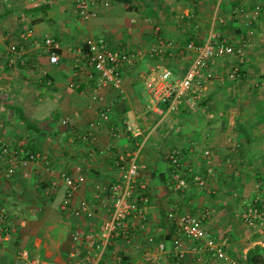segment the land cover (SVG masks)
<instances>
[{"label":"crops","instance_id":"1","mask_svg":"<svg viewBox=\"0 0 264 264\" xmlns=\"http://www.w3.org/2000/svg\"><path fill=\"white\" fill-rule=\"evenodd\" d=\"M180 1L182 6L168 0L153 8L158 23L154 31L146 22L149 9L144 0H110L109 6H99L88 18L75 12L73 0H0V138L25 152L39 153L11 178L0 173V209L22 222L8 239L0 241V264H14L19 246L39 257L40 264H67L73 256L81 257L86 248L94 249V244L89 246L75 232L87 230L102 217L99 200L117 176L116 159L136 142H142L140 180L150 197L146 226L130 243L109 244L104 261L111 263L121 255L125 263H140L146 237L152 234L156 241L166 243L156 264H195L191 250L181 258L174 254L172 239L179 232L167 217L171 209L202 215L206 230L226 238L229 253L240 263L252 264L247 257L250 249L264 259V0ZM204 1L215 10V17L207 21L208 29L204 19L212 5ZM256 4L259 13L247 23L243 14ZM235 8L242 10L235 12ZM211 27L238 45L246 43L239 74L231 78L232 63L217 61L199 94L189 93L190 98H183L177 109L158 112L156 106L167 109L166 103L152 104L147 81L166 66L172 68V79L182 76L192 52L168 48L159 60L149 53V47L160 39L184 45L188 36L200 43ZM45 33L61 44L56 63L49 61L45 51L41 40ZM98 36H104L111 46L139 47L143 52L121 71L122 91L104 86L100 97L93 98L97 76H90L89 68L78 70L74 60ZM11 43L22 46L26 64H10ZM106 106L110 121L94 128V138L79 136ZM22 115L40 131L27 127ZM126 124L138 134L124 131ZM110 125L120 135L111 134ZM172 147L179 148L191 172L206 177L205 187L190 178L185 189L172 188L167 158ZM205 148L212 152L210 162L202 154ZM4 166L0 156V170ZM61 171L79 179L67 208L61 207L65 184L51 186ZM254 200L262 215L247 222L243 214ZM82 201L94 208L93 218L73 214L72 209Z\"/></svg>","mask_w":264,"mask_h":264},{"label":"built area","instance_id":"2","mask_svg":"<svg viewBox=\"0 0 264 264\" xmlns=\"http://www.w3.org/2000/svg\"><path fill=\"white\" fill-rule=\"evenodd\" d=\"M74 10L81 18H88L95 15L99 6L108 5V0H73ZM220 1V0H218ZM235 12L242 9L235 8ZM260 5L256 4L250 9L249 13H244L247 23L257 16ZM249 17V18H248ZM45 51L48 59L52 63L59 60L58 50L61 47L59 40L54 36L45 33L42 36ZM36 42V40H34ZM246 43L238 45L227 37L222 36L217 30L210 28L205 39L198 43L189 39L182 43H176L169 39H160L149 47V53L162 60L168 48L177 47L180 51L192 52V59L182 76L171 78L172 68L166 66L160 73L153 74L147 81V89L151 96L152 104L156 102H165L166 108L156 110L163 113L164 110L171 111L179 107L183 98H190L189 93L199 94L209 81L215 63L222 61L232 63L228 73L231 78H235L238 73V63L242 61L244 55V46ZM22 46L18 47L16 43L9 46V62L13 64L19 62L26 64L24 56L21 57ZM74 60V66L78 70L89 68L90 76H97L95 86L92 91V97L98 98L99 90L104 86H112L122 91L121 71L132 66L142 55V49L121 48L111 46L104 36H98L88 41L86 49H80ZM173 51L170 50L169 54ZM160 67L159 64L156 68ZM110 121L109 108H102L98 116L89 122L88 130L79 133L83 138H94V128L98 124ZM124 131L138 134V130L132 128L131 124L124 126ZM111 134L120 135L116 126H109ZM129 136V135H128ZM142 147V142H136L133 148L124 153H120L116 159L117 176L108 183V191L99 202L104 211L102 217L94 225L91 223L87 230H76L75 234L80 235L83 241L89 246L94 244V249L86 248L81 257H72L67 264H122L120 256H115L114 261H104V254L107 252L109 244L115 241L125 243L132 242L146 226V203L150 200L146 184L139 178L138 155ZM204 159L210 162L212 152L210 149L203 150ZM0 156L4 159L5 166L0 170L4 178H11L18 168L25 164L27 160L36 158L39 153L25 152L21 147L17 148L10 145L0 138ZM170 163V185L173 189H185L188 187V174L191 179L200 187H205L206 177L197 172H191L178 147H172L167 153ZM50 166L46 164L48 169ZM188 170V174L185 171ZM209 174L211 167L208 168ZM60 182L65 184L64 196L61 200V207L67 208L71 205V200L79 187V179L70 173L61 171L51 180V186L54 188ZM99 198V193L95 195ZM76 217L91 219L94 216V208L87 201H82L80 205L72 209ZM262 211L258 206L249 203L247 211L244 212V220L253 222L254 218L260 217ZM133 217L138 221L133 222ZM167 217L172 219L177 227L178 234L172 239L174 254L181 258L187 250L193 251L195 264H243L239 259L229 253L226 238L215 237L210 234L205 226L203 216L197 212L189 210L171 209L167 212ZM12 217L6 210L0 209V241L8 239L14 227ZM145 248L142 251L141 262L130 261L128 264H156L166 251L164 240L156 241L154 236L146 237ZM152 247H155L152 249ZM41 260L37 256H32L30 251L24 247H17L14 254V264H40ZM246 264V263H245Z\"/></svg>","mask_w":264,"mask_h":264},{"label":"rangeland","instance_id":"3","mask_svg":"<svg viewBox=\"0 0 264 264\" xmlns=\"http://www.w3.org/2000/svg\"><path fill=\"white\" fill-rule=\"evenodd\" d=\"M147 0H144V2L145 3H148L147 4V10L149 9V15L148 16H146V17H148L147 19H146V22L149 24V27H150V30H151V28H153V30L155 31L156 29H155V27L158 25V23H156L157 22V20H156V17L154 16V14L152 13L153 12V8H155V7H162V6H164L163 4H164V2L166 1V2H168V0H148L149 2H146ZM173 1V0H172ZM183 1H185V0H183ZM183 3L184 2H181L180 0H176V2H175V4H177V5H183ZM212 5V3H207V2H205L204 1V5ZM110 5V0H108V5H106V6H109ZM208 6H206V8H208ZM209 9V8H208ZM215 9V8H214ZM214 14H215V10H213V5L211 6V9H209V13H208V15H206V17H205V19L204 20H206L205 22H207L208 20H210L211 19V17L213 18V17H215L214 16ZM178 15H179V13H178ZM157 24V25H156ZM207 24V25H206ZM204 25H205V27L204 28H206V29H208L207 28V26H208V22L207 23H204ZM204 30V32L205 31H207V30ZM153 32V31H152ZM179 37L181 38V40L183 39V36L182 35H179ZM197 106H199V105H197ZM212 159H213V156H212ZM249 203V202H248ZM248 203H247V205H248ZM245 208H246V205H245ZM23 216V215H22ZM12 217V221H13V227H14V229L15 228H17L18 226H19V228H20V224L22 223L21 222V220H20V218L19 217H13V216H11ZM24 217V216H23ZM19 228H18V230H19ZM155 247H153V249H154ZM120 258H122V256L120 255Z\"/></svg>","mask_w":264,"mask_h":264},{"label":"trees","instance_id":"4","mask_svg":"<svg viewBox=\"0 0 264 264\" xmlns=\"http://www.w3.org/2000/svg\"><path fill=\"white\" fill-rule=\"evenodd\" d=\"M187 38L188 39L186 40V42L189 40V38L192 39L190 36H188ZM20 118L27 127L33 128L34 131H40V127L36 126L33 122H30L29 120H27V118L24 115L20 116ZM188 177H189V179L191 178V176H188ZM247 257L249 258V260L252 264H261L264 260L262 254L260 252H258L256 249H250L248 251Z\"/></svg>","mask_w":264,"mask_h":264},{"label":"bare ground","instance_id":"5","mask_svg":"<svg viewBox=\"0 0 264 264\" xmlns=\"http://www.w3.org/2000/svg\"><path fill=\"white\" fill-rule=\"evenodd\" d=\"M195 41V40H194ZM10 145H12L11 143H10ZM13 146V145H12ZM169 161V160H168ZM191 176V175H190ZM139 178H140V173H139ZM188 183H189V177H188ZM148 194H149V191H148ZM149 196V195H148ZM253 202H255V204L258 206V201L257 200H254V201H252L251 203H253ZM148 203V202H147ZM147 205V204H146ZM258 208H259V206H258ZM146 209V208H145ZM261 210V209H260ZM262 211V210H261ZM11 216V215H10ZM14 232V231H13ZM216 237V236H215ZM156 240V239H155ZM227 240V239H226ZM152 249H153V247H152ZM130 262V261H129ZM129 262H127V263H125L123 260H122V258H121V263L122 264H128Z\"/></svg>","mask_w":264,"mask_h":264}]
</instances>
